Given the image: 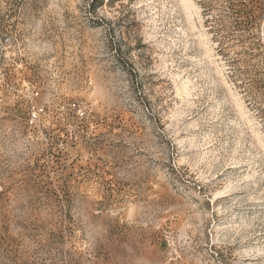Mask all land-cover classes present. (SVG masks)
Returning a JSON list of instances; mask_svg holds the SVG:
<instances>
[{"label":"rangeland","instance_id":"1","mask_svg":"<svg viewBox=\"0 0 264 264\" xmlns=\"http://www.w3.org/2000/svg\"><path fill=\"white\" fill-rule=\"evenodd\" d=\"M0 264H264V0H0Z\"/></svg>","mask_w":264,"mask_h":264},{"label":"built area","instance_id":"2","mask_svg":"<svg viewBox=\"0 0 264 264\" xmlns=\"http://www.w3.org/2000/svg\"><path fill=\"white\" fill-rule=\"evenodd\" d=\"M36 114L35 113H33V116H35Z\"/></svg>","mask_w":264,"mask_h":264}]
</instances>
